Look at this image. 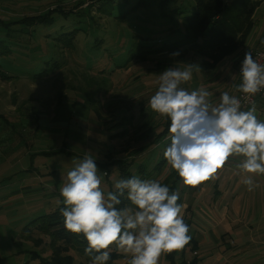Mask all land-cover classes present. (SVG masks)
I'll return each instance as SVG.
<instances>
[{
  "label": "rangeland",
  "instance_id": "obj_1",
  "mask_svg": "<svg viewBox=\"0 0 264 264\" xmlns=\"http://www.w3.org/2000/svg\"><path fill=\"white\" fill-rule=\"evenodd\" d=\"M56 1L0 0V18L15 20L23 14L43 12ZM59 3L66 9L73 5L68 0ZM159 6L160 0H129L113 11L124 15L120 21L93 14L101 24L96 38L103 40V47H91L95 34L89 39L79 34L75 49L59 48L58 53L54 49L59 66L46 68L45 76L34 74L39 73L37 62L50 56L52 48L48 45V50L38 35L33 44L15 45L12 55L0 56V264H39V258L33 256L39 248L23 231L32 220L64 203L60 189L67 183L68 172L86 154L97 164L103 191H116L119 160L125 161L127 152L123 140L111 137L118 131L111 126L121 116L133 114V127H147V116L157 114L150 99L158 90L160 74L170 67L184 70L189 64L196 65L198 56L193 52L186 54L185 61L167 53L152 56L150 61L127 62L134 47H160L183 35L181 21L161 15ZM39 36H43L42 30ZM36 43L45 50H39ZM239 67L233 65L231 77ZM220 72L218 79L206 82L193 67L192 79L185 82L184 89L191 92L204 87L212 93L213 105H218L220 93L236 94L233 78L226 84ZM86 96L95 97L99 112ZM160 144L156 149L149 147L144 158L148 172L154 170L146 180L161 183L172 168L165 166L160 174L155 169L165 158L166 142ZM242 160L230 157L217 179L197 187L186 186L181 179L172 192L178 190L183 200V215L190 220L188 234L199 240L197 255L218 251L225 259L221 264H264V175L244 173L238 167ZM249 175L261 187L249 191L245 186V193L242 181ZM31 183H37L39 191L22 194V187ZM51 253L49 247L41 252L42 256ZM185 253L189 259L194 257L189 247ZM72 254L75 264L84 262L77 253ZM130 258L125 254L115 264H129ZM159 264H169L165 253Z\"/></svg>",
  "mask_w": 264,
  "mask_h": 264
},
{
  "label": "clouds",
  "instance_id": "obj_2",
  "mask_svg": "<svg viewBox=\"0 0 264 264\" xmlns=\"http://www.w3.org/2000/svg\"><path fill=\"white\" fill-rule=\"evenodd\" d=\"M193 67L199 70L194 64L184 70L167 68L150 99L151 109L171 121L167 163L191 187L217 179L233 156L243 157L238 167L244 173L264 175V121L257 118L256 107L242 110L241 99L228 92L220 93V103L213 105L206 88L184 89L181 85L192 79ZM240 75L238 91L254 96L264 90V65L249 50ZM242 182L253 189L251 175ZM101 185L97 164L86 154L60 189L65 227L86 237L85 252L93 257L92 264H106L113 245L131 257L129 264H159L162 254L182 250L190 242L178 190L170 193L167 185L135 175L116 181V192L105 193ZM125 199L130 206L118 208Z\"/></svg>",
  "mask_w": 264,
  "mask_h": 264
},
{
  "label": "trees",
  "instance_id": "obj_3",
  "mask_svg": "<svg viewBox=\"0 0 264 264\" xmlns=\"http://www.w3.org/2000/svg\"><path fill=\"white\" fill-rule=\"evenodd\" d=\"M60 1L57 0L54 5L43 12L23 14L15 20L0 18V56L12 55L15 45L33 44L34 38L38 35L45 41L47 49L48 45L49 48H52L50 56L37 62L40 63L37 64L40 66L39 73L34 74V76H45L49 70L46 68L51 65L59 66L54 49H57L56 53L59 48L75 49V42L79 34L85 35L88 39L92 34H95L93 39L96 42L91 47L96 50L102 48L103 40L96 38L101 24L93 14H96L98 18L106 16L109 19L113 17L120 21L124 15H114L113 11L118 9L121 4L129 2V0H90L89 2L68 0V3L73 5L72 8L66 9L59 3ZM263 2L264 0H160L161 15L180 20L184 31L183 35L160 47L151 45H140L139 49L134 47L135 52L129 55L127 62L130 63L133 59L150 61L152 56L174 52L180 53L174 59L185 61L186 54L193 52L198 56L196 65L199 66L198 71L201 78L209 82L213 77L215 78L222 63L236 52L246 50V41L255 26L253 15ZM40 30H42L43 36H39ZM26 35L29 38H26ZM37 46L39 45L37 44ZM39 47V50H45L44 47ZM181 87L187 86L183 83ZM86 98L91 105L95 104L94 111L99 112L95 97L94 100L90 96H86ZM156 116L158 115L152 113L147 116V127L145 125L133 127V114L121 116V119L116 120V123L111 126L112 129L116 127L118 130L111 137L119 138L126 144L127 154L124 155L126 159L125 161L119 160L122 163L119 168L120 180L131 178L134 175L142 180L151 177L154 170L148 172L146 158H144L146 150L149 147L156 149V146L161 145V142H166V147L170 145L171 133L168 131L170 118L160 116L157 119ZM127 125L131 129L126 128ZM165 166L169 168L170 165L166 158H163L155 169L159 170L160 174ZM170 171L161 184L167 186L172 184L169 186L171 193L172 190H176V185L181 181V178L174 169ZM178 203L183 205L181 197ZM125 206H130V201L122 200L121 205L117 207ZM63 207H66L64 203L50 212L38 216L25 227L23 231L26 235L25 238L31 241L34 247L39 248L38 252H33L34 258H39V264H75V257L72 253H77L84 260L79 264L92 263L93 257L85 252L89 246L86 237L82 233L76 234L66 229L65 218L60 211ZM184 221L187 225L190 223V220L185 216ZM40 235L47 237L48 240L44 242ZM223 235L221 236L222 244H224ZM43 246L44 248L49 247L52 253L42 256ZM199 246V240L191 236L190 242L182 250L165 253L166 260L169 264H198L200 262L199 255H197ZM188 247L193 252L192 259L185 257V249ZM124 258L125 254L117 251L113 245L110 249V259L106 264H115Z\"/></svg>",
  "mask_w": 264,
  "mask_h": 264
},
{
  "label": "crops",
  "instance_id": "obj_4",
  "mask_svg": "<svg viewBox=\"0 0 264 264\" xmlns=\"http://www.w3.org/2000/svg\"><path fill=\"white\" fill-rule=\"evenodd\" d=\"M253 19L255 22V26H254L248 40L246 41V50L239 52V53L236 52L231 57H229L224 63H222L219 67V70L221 71L220 72L221 77H225L226 84L229 83V79L233 78V80L235 81L233 83V89L235 88L234 90H236V94L238 93L237 85H239L242 82V78H241V75L239 74V72L238 73L236 72L235 77H231L230 73H231V69H232L233 65L239 67L242 64V61L244 60L246 51H248V50L251 51L253 49H261L264 47V3H263V6L261 5L255 11V13L253 15ZM218 72L215 75V80L217 78ZM255 107H256L257 118L261 121H264V103H260V104L258 103ZM254 178H255V176L253 175L254 188H258V187L260 188L261 186L256 182V180ZM50 182L51 181H48V183H50ZM215 185H217V184H215ZM36 186L38 187L39 185L37 183H31V185L28 184L25 187H22L23 188L22 191H24V193H22V194L31 193L32 195H35L39 191V189H36L37 188ZM245 186H247V185L244 184L243 187H245ZM244 191L246 193V187L244 188ZM246 202H248V201L246 200ZM248 203H250V202H248ZM189 206H188V208H190ZM183 217H184V215H183ZM248 243H250V240L247 242H244L245 245ZM199 258H200V262L198 264H221V263H224V261H225L224 256L222 257L221 253H219L218 251L216 253L207 252L204 256H202V254H199Z\"/></svg>",
  "mask_w": 264,
  "mask_h": 264
},
{
  "label": "built area",
  "instance_id": "obj_5",
  "mask_svg": "<svg viewBox=\"0 0 264 264\" xmlns=\"http://www.w3.org/2000/svg\"><path fill=\"white\" fill-rule=\"evenodd\" d=\"M76 1V0H73ZM90 0H86V2H89ZM251 52L253 53L254 59L257 60L258 63L264 65V47L261 49H253L251 50ZM241 66L240 65L238 72L240 74V70H241ZM235 97L241 99L242 102V110H249L253 105L256 106L258 103H264V90H262L261 92L255 94L254 96H247V94H244L242 92H238Z\"/></svg>",
  "mask_w": 264,
  "mask_h": 264
}]
</instances>
